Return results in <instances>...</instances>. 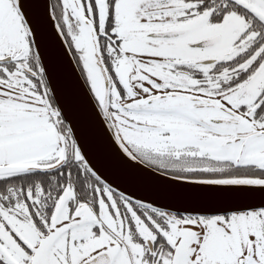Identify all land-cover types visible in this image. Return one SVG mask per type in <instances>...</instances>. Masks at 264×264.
<instances>
[{
    "label": "snow or ice",
    "instance_id": "6c2138e0",
    "mask_svg": "<svg viewBox=\"0 0 264 264\" xmlns=\"http://www.w3.org/2000/svg\"><path fill=\"white\" fill-rule=\"evenodd\" d=\"M0 264H264V0H0Z\"/></svg>",
    "mask_w": 264,
    "mask_h": 264
},
{
    "label": "water",
    "instance_id": "95a60500",
    "mask_svg": "<svg viewBox=\"0 0 264 264\" xmlns=\"http://www.w3.org/2000/svg\"><path fill=\"white\" fill-rule=\"evenodd\" d=\"M45 41V52L48 57L53 79L55 81L60 100L77 122L81 134L86 139L89 147L98 153L90 111L75 74L71 73L66 65L56 57L55 48L48 43L47 28H41Z\"/></svg>",
    "mask_w": 264,
    "mask_h": 264
}]
</instances>
